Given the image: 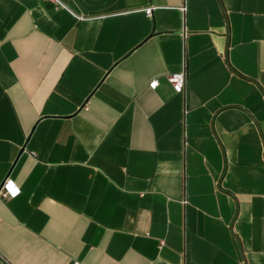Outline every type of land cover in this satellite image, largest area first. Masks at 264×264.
I'll list each match as a JSON object with an SVG mask.
<instances>
[{
    "label": "crops",
    "instance_id": "crops-1",
    "mask_svg": "<svg viewBox=\"0 0 264 264\" xmlns=\"http://www.w3.org/2000/svg\"><path fill=\"white\" fill-rule=\"evenodd\" d=\"M0 264H264V0H0Z\"/></svg>",
    "mask_w": 264,
    "mask_h": 264
},
{
    "label": "built area",
    "instance_id": "built-area-1",
    "mask_svg": "<svg viewBox=\"0 0 264 264\" xmlns=\"http://www.w3.org/2000/svg\"><path fill=\"white\" fill-rule=\"evenodd\" d=\"M152 9H153V7H148L146 9V12L150 14L152 12ZM167 79L172 84L175 92L183 93L185 91V87H186V83H187V75H186L185 69H182L180 71L169 74L167 76ZM157 85H158V79H153L149 83V86L152 89H155L157 87ZM10 185L13 186L17 190L14 195H13L12 187H10ZM1 190H2V192L5 191L6 193L10 194L11 196H16L20 192V189L18 187L14 186V183L11 179H7L4 182Z\"/></svg>",
    "mask_w": 264,
    "mask_h": 264
},
{
    "label": "snow or ice",
    "instance_id": "snow-or-ice-1",
    "mask_svg": "<svg viewBox=\"0 0 264 264\" xmlns=\"http://www.w3.org/2000/svg\"><path fill=\"white\" fill-rule=\"evenodd\" d=\"M10 187H12V191H13V195H14L17 190L11 185H10Z\"/></svg>",
    "mask_w": 264,
    "mask_h": 264
}]
</instances>
